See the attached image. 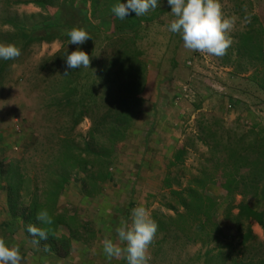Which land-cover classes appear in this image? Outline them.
<instances>
[{"label": "trees", "instance_id": "trees-1", "mask_svg": "<svg viewBox=\"0 0 264 264\" xmlns=\"http://www.w3.org/2000/svg\"><path fill=\"white\" fill-rule=\"evenodd\" d=\"M85 1L90 5L89 19L100 22L112 18L111 23L115 27L118 18L111 12V7L117 0ZM76 2L79 0H26L20 3L41 11L53 7L58 12L64 6L74 10ZM161 5L160 2L156 10H150L144 16L136 17L133 12L127 17L142 23L151 22L161 10ZM72 20L73 17L65 22L68 30L76 27ZM250 21L228 50L229 53L235 50L238 58L252 68L250 81L264 94V24L255 17ZM62 24L61 19L56 17L22 26L14 23L20 32L30 29L22 45L24 49L33 43L49 44L54 41H59L61 46L56 53L41 61L38 69L42 77L35 80L36 86L41 83L45 89L43 94L47 101L43 108L46 109L47 119L41 128L44 136L37 135L34 145H31L32 153L30 150L29 153L24 152L19 160H7L5 151L0 150V191L5 195L4 212L10 222L19 224L25 243L47 257L70 262L73 244L80 243L88 248L98 233L92 222L81 220L67 210L60 211L58 199L74 174L82 175L81 193L85 198L96 197L101 185L111 180L109 168L116 162L119 145L131 135L145 104L143 93L148 70L137 48L135 33L119 34L113 29L108 33L95 34L93 30L85 29L92 40L79 47L89 54L90 69H68L69 74L63 76L66 70L63 59L65 49L71 52L77 46L68 44L66 34L47 33L62 27ZM39 31L46 35L35 38L33 33ZM17 36L14 35V39ZM16 60H0V79L2 71ZM31 88H35L33 82ZM228 95L234 102L231 98L235 95L234 91ZM84 120H89L90 128L82 137L76 129ZM259 123L260 120L252 123L248 130L239 134L238 130L225 128L222 119L210 116L208 120L201 115L196 122L195 136L186 138L183 146L176 150L174 160L168 163L162 179V187L168 189L172 196L173 204H169L168 208L174 216H161V219L154 216L157 233H163L166 239L161 243L171 244L168 250L172 253H180L187 244L212 241L217 248L204 254V264H219L229 260L234 251L236 254L242 252L237 245L242 246L243 251L250 246L252 234L249 225L246 233L239 236L242 220L254 222L264 230V206L259 210L250 207V202L259 198L260 189L264 186V128ZM39 138L45 141L40 148L36 145ZM198 147L205 149V153L198 157V173L189 178L187 186L171 192L173 181L181 185L168 168L183 163L186 149L195 153ZM41 167L42 171L39 170ZM217 183L231 200L241 198L235 207L237 214L233 215L228 208L226 216L235 228L234 236L224 234L214 220V204L206 190ZM131 207L133 204H130ZM42 209H46L53 218L51 225H43L36 220L37 213ZM29 224L44 228L47 239L40 240L38 245L33 243L34 238L26 231ZM1 225L0 229L8 228L7 223ZM194 229L195 234L190 237L189 230ZM60 230L63 233L60 234ZM182 239L185 242L181 243ZM222 248L226 249L225 259ZM249 263L233 261V264Z\"/></svg>", "mask_w": 264, "mask_h": 264}, {"label": "rangeland", "instance_id": "rangeland-1", "mask_svg": "<svg viewBox=\"0 0 264 264\" xmlns=\"http://www.w3.org/2000/svg\"><path fill=\"white\" fill-rule=\"evenodd\" d=\"M23 1L26 0H0V43L15 44L21 49L16 63L6 67L0 79V150L5 151L7 160H19L29 150L32 153L31 145H34L36 136H44L41 128L47 119L46 109H43L47 101L43 94L45 89L41 83L36 86L35 80L42 77L38 69L41 61L52 56L61 46L59 41H54L49 44L33 43L22 48L30 29L26 32L22 27L20 32L14 26L15 22L22 26L56 17L61 19L62 27L47 33L62 36L68 31L66 20L73 17V25L93 30L95 34L108 33L113 29L119 34L135 33L137 48L147 63L148 74L143 93L145 104L131 135L119 145L116 162L109 168L111 180L101 185L96 197L85 198L81 193L82 175L74 174L58 199L60 211L67 210L77 218L94 224L98 234L93 244L88 248L80 243L73 244L70 262L47 257L25 243L19 224L8 220L2 204L5 195L1 191L0 227L7 223L8 228L0 229V238L9 245L19 246L24 258L22 264H127L122 257L108 260L102 241L108 238L118 242L115 229L122 221L130 222L131 210L137 206L145 207L153 220L154 216L156 219L174 216L168 208L169 204H173L172 196L168 189L162 187V179L168 163L174 160L176 150L183 146L186 138L197 133L196 122L200 116L204 115L208 120L210 116L222 119L225 128L238 130L239 134L259 120V126L264 128V94L250 81L252 68L238 58L235 50L229 53L230 47L223 57L185 49L179 35L168 31L174 17L167 0H161V10L151 22L142 23L126 17L123 21L118 19L115 27L111 23L112 18L100 22L89 19L88 1L79 0L74 10L64 6L58 12L53 7L41 11L32 5L21 4ZM220 3L226 16L235 17V25L229 33L231 46L251 22L250 18L255 17L264 24V0H220ZM32 16L34 18L30 19ZM16 34L18 36L14 39ZM33 35L39 38L46 33L39 31ZM32 82L34 89L31 88ZM233 91L235 95L231 98L234 102L228 97ZM236 110H239L238 116L234 115ZM89 128V120H84L76 133L84 137ZM36 145L40 148L45 141L39 138ZM201 153H205L204 148L198 147L195 153L186 149L183 163L168 168L181 185L173 181L171 192L187 186L189 178L198 173ZM39 170L42 171V167ZM260 190L259 198L250 202V207L257 210L264 206V186ZM206 194L214 204L215 222L224 234L234 236L235 228L226 216L228 208L233 215L237 214L235 207L241 198L231 200L218 183L208 186ZM130 204L133 207L130 208ZM247 225L252 234L248 249L243 251L242 246L237 245L242 252L236 254L234 251L229 260L219 264H233V261L264 264V230L254 222L242 220L239 236L246 233ZM59 233H63L62 230ZM194 234L195 229L189 230L190 237ZM162 241H166L163 233L156 232L148 247L149 264H204V254L217 248L212 241L206 244L201 240L184 245L182 251L175 254L168 250L171 244ZM221 250L225 259L226 249Z\"/></svg>", "mask_w": 264, "mask_h": 264}, {"label": "clouds", "instance_id": "clouds-1", "mask_svg": "<svg viewBox=\"0 0 264 264\" xmlns=\"http://www.w3.org/2000/svg\"><path fill=\"white\" fill-rule=\"evenodd\" d=\"M161 0H117L111 7V12L120 20H125L130 13L136 17L156 10ZM174 19L168 25V31L178 34L185 49L192 52L206 53L211 56L223 57L232 44L229 35L235 25V17H228L222 11L220 0H167ZM69 43L77 48L71 52L65 49L63 57L66 70L63 76L69 74L68 69H90V56L79 46L91 39L87 30L73 27L66 32ZM21 55V49L15 44L0 43V60H15ZM36 220L43 225H51L53 218L46 209L37 213ZM158 225L151 218L149 211L143 206L131 210L130 222L122 221L115 229L118 242L105 238L102 241L103 252L108 260L123 258L127 264H149L151 257L148 247L153 242ZM26 231L31 235L33 243L47 239L44 228L27 225ZM39 239H35V238ZM122 245V246H121ZM23 257L18 245H9L0 238V264H22Z\"/></svg>", "mask_w": 264, "mask_h": 264}, {"label": "crops", "instance_id": "crops-1", "mask_svg": "<svg viewBox=\"0 0 264 264\" xmlns=\"http://www.w3.org/2000/svg\"><path fill=\"white\" fill-rule=\"evenodd\" d=\"M238 113H239V110H236V113L234 115L238 116ZM4 200H5V198L2 200L3 201L2 204H4ZM92 264H95V262H92Z\"/></svg>", "mask_w": 264, "mask_h": 264}]
</instances>
